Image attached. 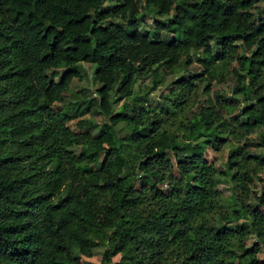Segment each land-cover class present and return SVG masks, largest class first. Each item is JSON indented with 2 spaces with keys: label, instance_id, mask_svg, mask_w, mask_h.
Wrapping results in <instances>:
<instances>
[{
  "label": "trees",
  "instance_id": "trees-1",
  "mask_svg": "<svg viewBox=\"0 0 264 264\" xmlns=\"http://www.w3.org/2000/svg\"><path fill=\"white\" fill-rule=\"evenodd\" d=\"M260 1L0 0V264H85L100 245L116 264H264ZM143 14L167 17L143 33ZM194 60L201 69L173 80L158 111L134 93ZM83 61L97 98L56 106ZM229 75L220 105L241 104L226 117L197 84L209 92ZM92 106L107 120L80 117ZM231 140L218 170L205 146ZM221 173L229 209L195 222L215 210Z\"/></svg>",
  "mask_w": 264,
  "mask_h": 264
},
{
  "label": "rangeland",
  "instance_id": "rangeland-1",
  "mask_svg": "<svg viewBox=\"0 0 264 264\" xmlns=\"http://www.w3.org/2000/svg\"><path fill=\"white\" fill-rule=\"evenodd\" d=\"M258 5L263 6L264 5V0L260 1ZM167 16H159V17H154L149 14H143L141 15L143 24H142V32L147 33L149 30L153 32L156 30V22H159L160 19L165 18ZM164 33V31H162ZM82 68H81V77L75 76L67 90L63 93V97L61 102H58L56 106H65L69 102L77 101L84 99L87 96H93L97 98V94L95 92V87L98 85V82H96L93 78V71L92 68L93 66L89 62H82ZM201 69V63L197 60H194L191 64H188V66H183L182 68L178 69L177 71L164 75V81L159 84L157 87H152V82L150 81L149 78H139L135 85H134V93L135 94H141L143 92H146V96L150 99L147 101L146 105L147 108L150 110H156L158 111L160 109L161 102L165 99L164 94L168 92L169 87L171 88L173 86L172 81L175 80L176 78H179L180 75L183 72H188V71H198ZM232 82L233 79L229 75L224 81H217L213 80L211 83V88L209 92H203V87L204 83L200 82L197 84L198 88V96L202 99L201 104L207 103L206 101H211L214 102L217 106L221 108V111L223 115L228 117L232 113H234L239 107L236 102H231L228 106H222L220 105L221 98L217 96V93L229 95L230 93H233V87H232ZM147 85V87H146ZM150 88V89H149ZM116 96V95H115ZM114 96V97H115ZM209 98V100H208ZM123 100L121 101H116L113 103V108L116 110L118 106L121 104ZM85 106V102H82L81 108ZM198 106V102L193 106V110L196 109ZM238 107V108H237ZM81 118H89L94 122L102 123L107 120V118L102 114L101 112H98L96 110L95 106H92L84 111L82 115H80ZM76 120L72 119L70 121L71 127L74 129H77L76 125ZM124 129L122 122L119 123L118 125V131H122ZM251 137L254 138L255 140L258 139V133L253 132L251 134ZM235 143V140H231L227 142L222 148L220 149H214L209 145L205 146L204 150V156L205 158L212 163L218 170L219 169H224L225 167V161L228 153V149L230 147V144ZM253 148L252 150L255 151H260L263 150L262 146H251ZM256 170L258 173V176H260L261 179H257V187L256 189H259V183L264 181V166L262 165H257ZM147 181V180H146ZM218 187L221 190V194L216 197L217 199V206L215 207L214 211H209L203 213V215L196 216L195 222H213L216 218L218 219V214L217 212L220 210H225L229 209V207L226 205L224 202L225 197L230 194V187H231V181H229V178L227 175L221 173L219 175V181H218ZM254 236H249L247 243L251 244L254 241ZM103 250H104V245L98 246L93 255L90 257L87 256H82L81 260L85 264H116L120 260V254H114L111 256V260H105L103 261ZM260 256H264V252L260 253Z\"/></svg>",
  "mask_w": 264,
  "mask_h": 264
}]
</instances>
